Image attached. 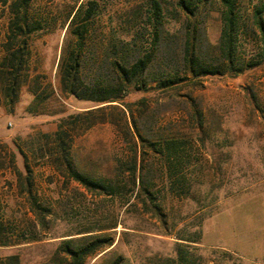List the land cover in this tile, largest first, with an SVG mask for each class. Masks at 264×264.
Masks as SVG:
<instances>
[{"label": "rangeland", "instance_id": "374dc122", "mask_svg": "<svg viewBox=\"0 0 264 264\" xmlns=\"http://www.w3.org/2000/svg\"><path fill=\"white\" fill-rule=\"evenodd\" d=\"M94 1L101 8L99 28L114 29L111 39L116 41L134 34L138 54L152 55L150 82L125 98L128 103L142 101L132 105L135 127L150 142L183 141L195 169L185 194L165 191L159 180L151 179L150 191L158 201L164 200L165 225L140 204L138 210L126 208L120 196L108 198L73 181L64 183L42 157L46 153L37 149L45 147L44 135L51 134L59 120L94 104L60 97L56 68L65 35L64 14H58L63 4L35 0V10L55 14L57 20L52 30L30 39L31 76L42 77L51 92L46 100L37 101L24 84L9 108L0 85V202L11 222L25 224L32 217L6 164L8 154L14 152L17 168L23 169L18 148L33 169V191L46 210L37 225V240L0 247V257L16 255L21 264H64L61 241L91 235L107 238L111 245L85 264H184L176 256L175 238L187 237L197 243L184 248L186 264H264V60L236 75L185 78L171 88L157 89L151 81L162 74L184 76L188 23L182 1L200 11L195 20L196 54L209 62L218 60L219 0ZM259 1L239 0L237 5L238 55L246 60L257 53L250 16ZM153 5L160 10L156 29ZM5 27L6 21L0 20L1 36ZM2 54L0 47V59ZM192 103L202 113L201 127L192 118ZM132 125L128 121L131 132ZM122 129L101 123L76 137L71 155L77 170L94 178L110 177L117 166L124 170L132 144ZM145 167L155 168L153 162H145Z\"/></svg>", "mask_w": 264, "mask_h": 264}, {"label": "trees", "instance_id": "16d2710c", "mask_svg": "<svg viewBox=\"0 0 264 264\" xmlns=\"http://www.w3.org/2000/svg\"><path fill=\"white\" fill-rule=\"evenodd\" d=\"M35 0H0V20L6 21L3 35H0L2 58L0 59V85L5 106L12 108L18 98V92L28 84L33 98L44 101L51 92V85L39 75L31 76L30 39L38 33L52 30L57 23L55 14H45L34 9ZM64 14L62 25L65 35L62 41L57 75L59 94L63 98L90 102L93 107L69 114L58 121L56 129L46 134L45 158L51 169L67 185L73 181L86 191L108 198L120 196L126 208L138 210V204L152 212L165 225L166 216L162 212L164 200L158 201L149 184L152 178L159 180L164 190L185 194L188 177L195 169V163L186 154L183 141L164 138L150 142L141 136L134 125L132 105L142 101L128 103L125 98L129 92L143 90L150 82L148 72L152 55H139L135 45V35H127L116 41L111 39L114 29L103 30L96 24L101 16V8L94 0H61ZM203 2V0H202ZM221 6V33L218 40V60H203L195 52V20L200 11L181 2V9L187 18L186 43L183 49L182 63L184 76L162 74L156 80V88L164 90L183 82L185 78L199 79L207 76L239 74L253 68L264 60V0H260L251 11L254 27V41L257 53L251 59L239 58L238 45L240 35V17L237 8L239 0H219ZM153 29L159 25V8L154 6ZM157 36L156 30L153 31ZM114 36V35H113ZM155 45V43H152ZM44 94V95H42ZM193 104V103H192ZM29 105V109H30ZM192 118L201 127L202 113L194 104ZM29 113L32 111H28ZM108 116V117H107ZM128 121L133 124L130 131ZM101 123H108L115 128H122L132 144L127 157V166L114 169L108 178H94L81 173L74 164L71 145L76 137L86 130ZM124 134V133H123ZM130 144V145H131ZM8 154V153H7ZM17 154L23 159V169L15 164V154H8L6 164L15 176L17 192L23 196L27 211L32 216L28 222H11L3 213L0 202V247H9L36 241V229L41 220V213L46 210L38 202L33 191V169L29 166L24 153L17 148ZM2 160V153H0ZM186 160V161H185ZM145 162H153L154 167H145ZM120 165V164H119ZM187 180V181H186ZM86 233V232H85ZM81 234V233H78ZM176 256L186 264L184 248L197 241L187 237H176ZM111 245L107 238L82 235L79 238L62 240L59 245L65 256L64 264H85L103 248ZM0 264H21L16 255L0 257ZM117 264V263H114Z\"/></svg>", "mask_w": 264, "mask_h": 264}]
</instances>
